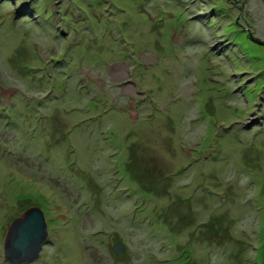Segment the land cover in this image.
I'll list each match as a JSON object with an SVG mask.
<instances>
[{
  "label": "rangeland",
  "instance_id": "rangeland-1",
  "mask_svg": "<svg viewBox=\"0 0 264 264\" xmlns=\"http://www.w3.org/2000/svg\"><path fill=\"white\" fill-rule=\"evenodd\" d=\"M250 32L264 0H0V111L30 139L0 153V264L33 205L50 236L29 264H264Z\"/></svg>",
  "mask_w": 264,
  "mask_h": 264
},
{
  "label": "water",
  "instance_id": "water-1",
  "mask_svg": "<svg viewBox=\"0 0 264 264\" xmlns=\"http://www.w3.org/2000/svg\"><path fill=\"white\" fill-rule=\"evenodd\" d=\"M252 40L264 45V40L250 32ZM50 236L46 215L39 206H30L8 227L4 240V255L10 264H29L37 261ZM122 244L115 251H124Z\"/></svg>",
  "mask_w": 264,
  "mask_h": 264
},
{
  "label": "trees",
  "instance_id": "trees-1",
  "mask_svg": "<svg viewBox=\"0 0 264 264\" xmlns=\"http://www.w3.org/2000/svg\"><path fill=\"white\" fill-rule=\"evenodd\" d=\"M198 17H200V16H198ZM206 23L208 24V21ZM14 111H15V109L13 108L10 112L12 114V116H13ZM10 113L0 111V150H2V151H0V153H2L1 154L3 156L2 158L10 160L9 158L12 157V153H13V150L15 147V151L17 152L15 154V157H17L18 159H20L22 161L24 159V157L27 158L26 152L28 150H30L29 149L30 144H27V143H29L30 139L28 137L27 131L24 130V128H23L24 120L21 122L16 121L11 116ZM33 137H32V139H33ZM25 143L29 146L26 147V145H24ZM12 146H13V149L10 150V152H9L8 149H9V147H12ZM3 150H4V152H3ZM34 160L37 161L36 157L34 158ZM38 166H40V165H38ZM36 171L40 172L39 170H36ZM34 176H36V174ZM30 178L32 179L34 177H30Z\"/></svg>",
  "mask_w": 264,
  "mask_h": 264
},
{
  "label": "flooded vegetation",
  "instance_id": "flooded-vegetation-1",
  "mask_svg": "<svg viewBox=\"0 0 264 264\" xmlns=\"http://www.w3.org/2000/svg\"><path fill=\"white\" fill-rule=\"evenodd\" d=\"M234 1H236V0H234Z\"/></svg>",
  "mask_w": 264,
  "mask_h": 264
}]
</instances>
